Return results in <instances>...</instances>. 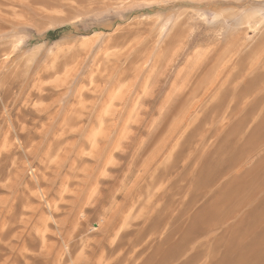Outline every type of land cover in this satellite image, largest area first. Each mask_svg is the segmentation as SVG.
<instances>
[{
	"label": "rangeland",
	"instance_id": "374dc122",
	"mask_svg": "<svg viewBox=\"0 0 264 264\" xmlns=\"http://www.w3.org/2000/svg\"><path fill=\"white\" fill-rule=\"evenodd\" d=\"M0 264H264V0H0Z\"/></svg>",
	"mask_w": 264,
	"mask_h": 264
},
{
	"label": "trees",
	"instance_id": "16d2710c",
	"mask_svg": "<svg viewBox=\"0 0 264 264\" xmlns=\"http://www.w3.org/2000/svg\"><path fill=\"white\" fill-rule=\"evenodd\" d=\"M61 30H58V31H55V32H51V33H48L47 36H56V34H58Z\"/></svg>",
	"mask_w": 264,
	"mask_h": 264
}]
</instances>
